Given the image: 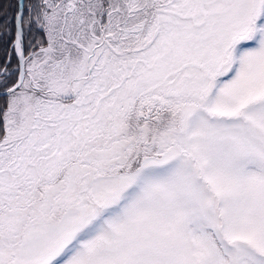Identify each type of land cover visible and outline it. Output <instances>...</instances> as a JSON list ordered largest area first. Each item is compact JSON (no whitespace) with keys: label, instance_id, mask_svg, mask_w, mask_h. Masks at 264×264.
I'll list each match as a JSON object with an SVG mask.
<instances>
[{"label":"snow or ice","instance_id":"obj_1","mask_svg":"<svg viewBox=\"0 0 264 264\" xmlns=\"http://www.w3.org/2000/svg\"><path fill=\"white\" fill-rule=\"evenodd\" d=\"M0 49V264H264V0H0Z\"/></svg>","mask_w":264,"mask_h":264},{"label":"trees","instance_id":"obj_2","mask_svg":"<svg viewBox=\"0 0 264 264\" xmlns=\"http://www.w3.org/2000/svg\"><path fill=\"white\" fill-rule=\"evenodd\" d=\"M2 57H3V50L0 49V59H2ZM13 67H15V62H13Z\"/></svg>","mask_w":264,"mask_h":264}]
</instances>
